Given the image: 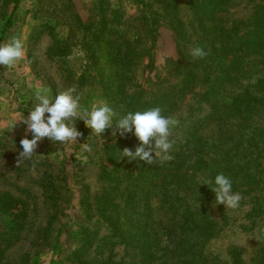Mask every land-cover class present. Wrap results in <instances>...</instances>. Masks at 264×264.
<instances>
[{
	"label": "rangeland",
	"instance_id": "374dc122",
	"mask_svg": "<svg viewBox=\"0 0 264 264\" xmlns=\"http://www.w3.org/2000/svg\"><path fill=\"white\" fill-rule=\"evenodd\" d=\"M207 3L226 27L234 23L244 31L264 0H0V45L20 37L25 46L23 60L10 68L0 65V264H120L125 243L119 242V228L134 218L125 190L127 157L119 167V132L113 136L109 128L98 138L83 120H76L82 133L77 143L64 147L44 138L37 155L18 164L20 140L32 138L18 121L37 103L38 87L50 88L53 98L75 87L84 108L106 101L120 116L126 115L116 73L111 86L116 97L95 91L86 78L95 73V62L102 61L101 49L118 40L123 29L136 51L128 91L142 89L143 100L151 106L159 95L183 85L191 60L182 61V71H177L175 25L192 31L200 21L194 41L203 48V29L212 23L206 21L211 14L200 10ZM156 14L162 17L152 38L142 30ZM138 31L142 37L136 36ZM146 48L148 55L138 54ZM207 84L198 82L197 91ZM187 98L175 114L179 124L173 141L193 122L185 123ZM199 113L204 115L205 108ZM137 141L132 137L126 148L134 151ZM84 143L91 152H82ZM253 164L250 185L232 189L242 196L238 209L216 204L215 194L199 203L217 223L204 245L217 264H264V150ZM104 168L115 180L103 175ZM150 204L162 215L156 197ZM166 248L156 251V264H171Z\"/></svg>",
	"mask_w": 264,
	"mask_h": 264
},
{
	"label": "trees",
	"instance_id": "16d2710c",
	"mask_svg": "<svg viewBox=\"0 0 264 264\" xmlns=\"http://www.w3.org/2000/svg\"><path fill=\"white\" fill-rule=\"evenodd\" d=\"M208 5H201L200 9L203 14H211L206 21L212 20L203 29V49L208 53L203 59L190 55V49L200 46L194 41L201 31L197 28L200 21L189 31L182 24L177 29L173 19H169L176 28L180 57L177 71H182V61L191 63H187L189 70L183 85L159 95L151 106L143 100L142 89L128 91L130 65L136 51L124 29L119 31L118 40L101 49L102 61L95 62V73L86 76L97 88L95 91L116 97L111 89L117 80L113 75L116 73L119 101L123 100L125 114L160 107L163 115L175 118L189 96L185 123L193 122L186 126L184 136L174 139L170 152L174 159L156 160L152 165L143 161L126 164L127 206L134 219L127 221L124 229L119 223V242L125 243L120 264H156V251L164 246L171 264H217L218 260L204 250L206 241L217 230V223L199 203L215 194L211 188L220 173L231 180L232 189L248 187L254 179L253 163L264 150V3L244 31L234 23L226 27L222 16L208 11ZM160 17L153 15V22L142 32L155 38V23ZM143 19L146 20L145 15ZM142 35L136 32V36ZM147 51L142 49L138 54L146 56ZM198 82H207V87L198 92ZM204 108L205 113L200 116ZM132 137L134 131L119 137L121 151L130 147ZM120 156L119 167L123 159ZM102 172L108 180L113 179L107 169ZM152 197L161 204L162 215L150 204Z\"/></svg>",
	"mask_w": 264,
	"mask_h": 264
},
{
	"label": "clouds",
	"instance_id": "9594fccd",
	"mask_svg": "<svg viewBox=\"0 0 264 264\" xmlns=\"http://www.w3.org/2000/svg\"><path fill=\"white\" fill-rule=\"evenodd\" d=\"M190 55L193 59H203L208 53L202 47L196 46L190 49ZM24 58L25 46L22 38L12 37L10 42L0 45V65L10 68ZM76 92L75 87H70L53 98L50 88H36L34 96L37 103L27 117L18 121L23 122L26 133L32 135L31 139L25 137L20 140L22 151L18 155V164L37 155L38 142L44 138L64 147L77 143L82 133L75 127L76 120H83L85 126L98 138L109 128L112 129L113 136L117 131L120 136H125L134 129L139 145L134 151L123 149L120 156L127 157L129 162L143 161L152 165L156 160L167 162L174 159L170 154L174 144L171 137L179 121L163 115L160 107L130 111L120 116L106 101L93 103L90 110L84 108L80 104V95H74ZM80 145L82 152H91L88 143ZM214 183L215 187L211 190L215 193L216 204L224 205L228 209H238L242 196L233 192L231 180L220 173L215 176Z\"/></svg>",
	"mask_w": 264,
	"mask_h": 264
}]
</instances>
